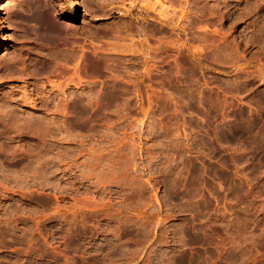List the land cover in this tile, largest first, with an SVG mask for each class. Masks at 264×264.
I'll return each instance as SVG.
<instances>
[{"label": "rangeland", "instance_id": "374dc122", "mask_svg": "<svg viewBox=\"0 0 264 264\" xmlns=\"http://www.w3.org/2000/svg\"><path fill=\"white\" fill-rule=\"evenodd\" d=\"M33 1L0 2V60L52 67L0 108L83 106L0 139V264H264V0H48L52 40Z\"/></svg>", "mask_w": 264, "mask_h": 264}, {"label": "bare ground", "instance_id": "6f19581e", "mask_svg": "<svg viewBox=\"0 0 264 264\" xmlns=\"http://www.w3.org/2000/svg\"><path fill=\"white\" fill-rule=\"evenodd\" d=\"M3 1L4 0H0V2H3ZM46 2L44 3L41 0H34L32 2L35 5L39 4L40 7L43 8V10L45 8L44 11L42 10L43 12H41L39 15H37V16H35L33 18V20L35 22V26L37 27V28H33V29L35 30V32H37L39 30H45L46 32H48V34H50V35H46L45 34L46 35L45 36L46 39L50 38V40H52L51 39V35L55 34L56 31H53V30H57L56 28H57L58 24L56 23V21L53 18H51V13H50L51 11H49V9L47 8V7H50L49 6L50 3H49L48 0H46ZM79 4H80V0H71V6L70 7L74 8L75 10H77ZM27 5H28V3H27ZM46 9H48V10H46ZM38 11H36V12L39 13ZM52 31L54 33H52ZM54 36H56V35H54ZM41 38H44V37L41 36ZM52 38H55V37H52ZM42 40H40L41 43H43ZM50 40H48V41L50 42ZM37 41H39L38 38H37ZM46 41H45V44H46ZM36 43H38V42H36ZM42 45H44V44H42ZM42 45L39 44V46L36 49V53H35L36 57H34L36 59L35 60L36 62L34 61L35 63L33 65H30V64L26 65V63L23 62L24 66L23 67L21 66L23 68L22 70H19V71L18 70H13L14 68H18L17 67L18 63L16 61L17 59L16 60L12 59V56L11 57H7L6 56L5 58L0 60V72H2L0 74V81L5 80L3 82H0V88L4 87L5 82H9V81L15 82V81H19L18 79H21L22 82H26V81L28 82V80L30 78H32V76L34 77L37 72H38V75H39V71H44L45 72L47 70V69L45 70V68H47V67H45V65H47L50 61L48 59L49 57H47V52H46L47 49H45V47H43ZM44 46H46V45H44ZM47 51H48V56H49L52 52L49 51V50H47ZM62 51H64V50H62ZM76 52L77 51H75V50L68 49V51L66 50V51L62 52L63 54H61V51H60V53H55V52H53V53L60 54V55H54L57 58H59L62 55L63 59H75ZM87 52H89V51H87ZM87 52L83 53V56L81 55L84 58V60H83L84 63L90 57L89 56L90 54H88ZM52 55L53 54H51V56ZM41 61L44 62V65L38 63V62H41ZM29 65L31 66L32 69H30V67H29V70L27 71V69H28L27 66H29ZM49 65H50V63L47 66H49ZM88 65L89 64L87 63L85 65V67H84V69L87 72V74H88V71H89ZM50 67H52V66L50 65ZM11 69H12V71H10ZM54 70L56 71V69H54ZM34 79H35V77H34ZM34 89H36V88H34ZM9 90L8 91H0V96L3 95L2 97L7 99L6 102L7 101L10 102L12 99L14 100L16 98V96L14 94V90H11V91H9ZM38 90L40 91V88ZM38 90L36 89V91H32V92H37ZM60 90L62 91V89H60ZM39 91H38V93H39ZM91 92H92V89L90 88L89 84L86 85V90L84 91V97H86V98L90 97ZM26 93H28V92L27 91L23 92L24 97L29 94V93L28 94H26ZM40 93H42V90H41ZM75 93H78V92H75ZM75 93H74V90H71L70 93L68 94L66 100L64 99L65 103L62 102L63 100H61L62 103L58 102V101L54 100V98H52L54 101H51L49 99L51 96L47 97L48 100H46V101L44 100L45 101V103H44L45 105L44 106H52V108H49V107L45 108L44 111H41L39 114H37V113L35 114V111L31 112V113H28V112L27 113H25V112H20L19 113V112L16 111L15 113L12 112V114H11V112L8 113L9 110H7L8 112H6L5 111L6 109L5 110L3 109L4 107L0 108V139L15 140V141L16 140H20V141L21 140H23V141H26V140L37 141L38 140L39 142L40 141H45L46 142V140H45L46 138H44L42 136V133H43V135H46V134H44V132L46 133L48 131V130L45 131L46 128H49V129L53 128V130H55V131L58 130L59 131L62 128V126L64 127V125H67L70 121H73L72 120V118H73L72 117L73 116L72 113L80 106V104L78 102H76L77 100L75 101V98H74L75 97ZM57 94H59V93H57ZM76 95H78V94H76ZM44 96H46V95H44ZM56 98L58 99V97H56ZM2 103H4V102H2ZM7 105L8 104H6L5 106H7ZM81 106H83V104ZM12 110H14V109H12ZM65 111H66V113H65ZM35 133H36V135H35ZM49 137L51 138L52 136L49 135ZM50 138H48V139H50ZM40 162H42V161H40ZM192 176H194V175H192ZM178 181H181V180H178ZM178 181L176 180L174 182V184H171L173 181L170 183L171 184L170 185L171 187L169 186L170 191L173 190V188L179 187V185H181V184H178ZM190 183H191V181H189V185H190ZM181 186H183V185H181ZM189 187H191V185ZM188 189H190V188H188ZM188 189H186V190L184 188L182 189V190H184L182 193H180L182 196L179 193L175 194V195H172V196L174 198H176L177 200L181 199V198L188 199L192 195L191 192H190L191 190L189 191ZM170 197H171L170 195L167 196V199H170ZM185 199H182V200H185Z\"/></svg>", "mask_w": 264, "mask_h": 264}]
</instances>
